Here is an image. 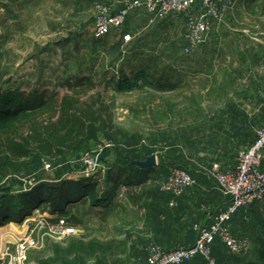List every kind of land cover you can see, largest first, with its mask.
<instances>
[{
    "label": "rangeland",
    "instance_id": "1",
    "mask_svg": "<svg viewBox=\"0 0 264 264\" xmlns=\"http://www.w3.org/2000/svg\"><path fill=\"white\" fill-rule=\"evenodd\" d=\"M101 4L118 11L123 1L0 0L3 89L27 93L50 91L63 96L70 92L69 83L74 85L89 77L96 86L95 94L112 98L119 135L116 141L101 136L100 144L92 151L57 161L38 157L18 163L3 160L0 163V205L8 207L7 214L16 216L17 197L37 185L54 186L67 181L74 190H89L90 195L66 208V214L57 216L68 220L76 214L82 219L93 201L112 191L105 177L116 164L134 170L130 169L134 167L133 162H145L155 156L159 172L146 183L156 188H160L164 176L175 169L209 174L212 166L219 164L200 159L202 156H198L192 137L196 124H185L189 119L195 120L197 114H182L179 91L170 92L165 85V79L170 76L173 84H178L179 62L185 56V21L176 18L177 28L163 38L174 44L170 50L154 49L155 40L159 38L147 39V30L142 28L137 29L134 39L131 35L124 36V28L95 39L96 7ZM255 23L264 24V18L256 19ZM260 125L252 124L256 129ZM91 157L98 159L99 166L87 178L84 172L87 158ZM85 180H92L95 185L81 187L80 183ZM86 202L88 204H84ZM49 208L43 205L21 222H0V246L1 242L14 245L17 240L32 236L29 264L80 263L84 260L82 228L67 230L63 236L34 230L39 219L51 218ZM260 252L253 250L243 257L244 261L262 264Z\"/></svg>",
    "mask_w": 264,
    "mask_h": 264
},
{
    "label": "crops",
    "instance_id": "2",
    "mask_svg": "<svg viewBox=\"0 0 264 264\" xmlns=\"http://www.w3.org/2000/svg\"><path fill=\"white\" fill-rule=\"evenodd\" d=\"M229 2L225 21L214 24L209 39L191 54L184 51L178 84H173L172 76L165 79L170 92L179 91L182 114H197L195 120L184 123L196 124L192 137L198 156L203 161L219 162L223 170L234 168L237 152L255 141L257 129L252 124H264V24L255 23L264 18V0ZM176 18L183 19L173 15L154 20L145 11H136L127 19L123 33L134 39L137 29L142 28L147 30V39L160 40L177 28ZM159 40H155L154 49L170 50L174 46L165 39ZM184 42L187 47L186 39ZM157 167L125 170L123 178L128 183L115 187L114 194L105 192L100 197L105 201H93L79 218L82 225L70 226L74 230L82 228L84 260L78 264H148L153 246L167 251L189 248L197 239V229L212 225L215 216L230 203V198L218 190L211 171H202L190 172L197 185L178 199L177 206L171 207L170 195L146 183L159 172ZM231 229L236 237L250 243L252 252L248 255L264 248V202L241 210ZM1 243L2 246L4 242ZM224 248L216 246L215 251L216 258L226 264H252L244 261L245 256H233Z\"/></svg>",
    "mask_w": 264,
    "mask_h": 264
},
{
    "label": "built area",
    "instance_id": "3",
    "mask_svg": "<svg viewBox=\"0 0 264 264\" xmlns=\"http://www.w3.org/2000/svg\"><path fill=\"white\" fill-rule=\"evenodd\" d=\"M229 9V0H126L118 11L101 4L96 7L93 34L95 39L109 36L123 28L129 16L136 11H145L154 20L173 15L181 16L186 24L185 39L188 43L184 51L191 54L209 39L214 24L225 21ZM263 163L264 125L256 130L253 144L237 152L234 168L223 170L219 164H214L211 168L218 190L230 198L226 209L215 216L212 225L197 229V239L193 246L169 251L159 246L151 247L148 264H186L197 257H202L205 264H220L213 255V246L218 240L230 253L247 255L250 252V243L236 237L232 233L231 224L241 210L264 202ZM86 164L84 175L90 178L91 173L99 166L98 159L87 158ZM195 185L197 180L187 170L175 169L162 182L160 190L170 195V206L175 207L178 199ZM38 221L34 230H44L45 233L58 236L73 229L68 225L67 218L62 216ZM25 223L31 225L30 222ZM31 247L32 236L19 239L14 245L4 243L0 246V264H29L28 254Z\"/></svg>",
    "mask_w": 264,
    "mask_h": 264
},
{
    "label": "trees",
    "instance_id": "4",
    "mask_svg": "<svg viewBox=\"0 0 264 264\" xmlns=\"http://www.w3.org/2000/svg\"><path fill=\"white\" fill-rule=\"evenodd\" d=\"M1 81L0 79V163L3 160L18 163L35 157L57 161L92 151L93 147L100 144L101 136L109 141L118 139L114 102L101 93L95 94L93 91L96 86L89 77L74 85L69 83L70 92L63 96L50 91L27 93L4 90ZM133 168L140 169L137 166L130 167ZM125 170V167L118 164L112 165L108 170L106 182L114 187L111 193L114 194L115 187L128 183L127 178H123ZM80 184L81 187L95 185L92 180H85ZM70 185L67 181L54 186L37 185L17 197L16 216L7 214L8 207L0 205V222H21L43 205L50 206L47 210L50 217L66 214V208L81 203V200L90 195L89 190L78 192ZM95 201L102 203L105 200L98 198ZM68 225L78 227L82 222L76 215H72L68 219ZM216 246L226 247L218 240L213 246L215 258ZM221 257H225L224 254ZM260 258L264 264V248L261 249ZM216 259L220 264H226ZM195 260L205 264L202 257L193 261Z\"/></svg>",
    "mask_w": 264,
    "mask_h": 264
},
{
    "label": "water",
    "instance_id": "5",
    "mask_svg": "<svg viewBox=\"0 0 264 264\" xmlns=\"http://www.w3.org/2000/svg\"><path fill=\"white\" fill-rule=\"evenodd\" d=\"M132 165L145 170L153 169L158 166L157 158L155 156L148 158L145 162H133Z\"/></svg>",
    "mask_w": 264,
    "mask_h": 264
}]
</instances>
